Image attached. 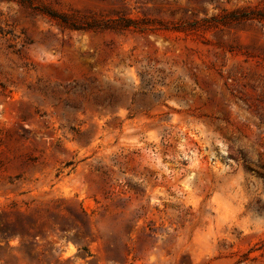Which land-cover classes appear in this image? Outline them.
I'll list each match as a JSON object with an SVG mask.
<instances>
[{"label":"rangeland","instance_id":"1","mask_svg":"<svg viewBox=\"0 0 264 264\" xmlns=\"http://www.w3.org/2000/svg\"><path fill=\"white\" fill-rule=\"evenodd\" d=\"M0 0V264H264V0ZM119 18L121 30L87 24Z\"/></svg>","mask_w":264,"mask_h":264},{"label":"trees","instance_id":"2","mask_svg":"<svg viewBox=\"0 0 264 264\" xmlns=\"http://www.w3.org/2000/svg\"><path fill=\"white\" fill-rule=\"evenodd\" d=\"M17 3L20 5L29 8L34 11H40L42 14L46 15L50 19L54 20L61 26H65L69 29L77 30L81 29L80 26H78L75 22H72L67 16L57 14L55 12H52L51 10H47L45 8L40 9L39 7L33 6V4H30L26 0H17ZM249 19H258V20H264V12L260 11H243V10H237L233 11L230 13H227L220 17L219 19H210L211 21L221 24V25H226L229 23H237ZM133 22L127 19L119 18L117 20H114L110 23H102V24H87L85 27L88 29H107V30H121L123 28H128L132 25Z\"/></svg>","mask_w":264,"mask_h":264}]
</instances>
